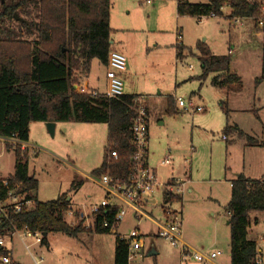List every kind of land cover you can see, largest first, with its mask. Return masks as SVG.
Listing matches in <instances>:
<instances>
[{"label": "rangeland", "instance_id": "1", "mask_svg": "<svg viewBox=\"0 0 264 264\" xmlns=\"http://www.w3.org/2000/svg\"><path fill=\"white\" fill-rule=\"evenodd\" d=\"M148 1L112 0L111 52H119L126 58V70L120 74L124 95L151 96L149 164L157 168L158 180L163 185L172 178L176 179L167 186L185 182L182 194L178 195L181 202L170 208L180 213L184 241L199 253L222 252L219 263L229 264L226 206L231 197L230 182L241 174L251 179L264 178V83L255 85L261 75L264 35L255 28L252 19L227 20L228 8L224 9L223 17L178 18L177 1L208 3L209 0ZM12 25L5 23L1 28H14ZM179 33L185 48L182 60H177ZM199 43L216 56L231 55V71L240 77L241 88L212 86L211 81L218 74L210 75L205 82L197 80L202 74ZM105 74V66L93 60L90 69L75 73L77 86L83 88L77 87L78 90L93 92L89 87L97 86L101 92H96H105ZM168 94L174 98L175 106V99L180 98L206 111L191 114L177 106L179 114L168 115L164 113ZM221 103H226L225 108ZM227 124L237 125L257 144L235 134L228 141L223 140ZM29 130V142L40 150L34 153L28 148V153L23 151L21 157L39 182L38 200L52 201L66 194L71 199L72 216L67 214L65 220L77 224L81 213L85 215V225L91 224L88 217L92 206L104 200L106 192L79 171L92 176L93 170L101 165L107 145V125L60 123L53 137L45 123H31ZM9 147L8 142L0 139V178L14 173L16 148ZM167 156L171 165L163 167L161 163ZM74 182L81 183L76 191L71 189ZM159 191L155 195L157 207L144 206L143 210L153 219L164 221V190ZM127 216V223L118 231L127 235L132 229L139 231L140 237L133 244L137 254L134 264H200L193 257L183 263L180 249L158 237L151 221L143 219L138 224L131 220V211ZM250 219L247 240L263 247L264 212H253ZM24 234L22 231L13 238L5 237L6 247L13 249L14 258L21 264H114L117 237L113 233L84 232L77 238L51 233L47 238L49 248L36 244L34 236L22 238ZM151 251L156 255L148 256Z\"/></svg>", "mask_w": 264, "mask_h": 264}, {"label": "trees", "instance_id": "2", "mask_svg": "<svg viewBox=\"0 0 264 264\" xmlns=\"http://www.w3.org/2000/svg\"><path fill=\"white\" fill-rule=\"evenodd\" d=\"M112 0H0V138L29 140L30 124L85 122L107 125V145L101 165L92 172L93 178L109 176L128 184L133 173L132 126L135 117V95L108 98L100 93L79 91L75 73L90 68L93 60L107 66L111 52ZM240 21L252 19L258 29L261 4L258 0H209L208 3L177 2L179 17H223ZM17 14L24 21L14 18ZM5 23L14 28L3 29ZM12 25V27H13ZM259 32H264L259 30ZM3 35H6L3 37ZM177 60H182L185 48L176 46ZM202 74L197 79L205 82L210 75L218 74L212 81L214 87H242L240 77L231 71V55L216 56L205 44L197 45ZM220 75H223L220 78ZM264 83V40L262 42L261 75L255 85ZM168 115H174V101L168 97ZM226 103H221L225 108ZM229 111H226L229 121ZM224 136L235 134L246 137L253 145L254 139L245 135L237 126L226 125ZM264 146V144H262ZM12 147V144L8 143ZM9 147V148H10ZM16 163L9 181L22 184V189L32 192L34 209L29 213L11 216L9 222H0V236H11L13 227H27L33 234L47 236L59 233L77 238L84 232L109 234L103 228L104 220L112 221L118 212L110 207L108 215L95 218V228L87 230L85 220L69 224L65 217L72 211L71 200L62 195L55 200L40 202L35 192L37 180L29 175L28 164L21 157L23 150L16 147ZM115 152L114 159L111 153ZM81 183H73L72 190ZM181 202V197L165 192L164 204ZM264 212V178L251 179L243 174L231 181V197L226 206L230 229L231 264H250L261 256L256 242L247 240L250 215ZM9 250L0 247V257H7ZM129 244L116 238L114 264H128ZM12 264H14L12 262Z\"/></svg>", "mask_w": 264, "mask_h": 264}, {"label": "built area", "instance_id": "3", "mask_svg": "<svg viewBox=\"0 0 264 264\" xmlns=\"http://www.w3.org/2000/svg\"><path fill=\"white\" fill-rule=\"evenodd\" d=\"M261 4V17L258 20L259 30L264 32V0H258ZM150 3V1H148ZM239 22V21H238ZM178 44H182V36L178 34ZM126 70V58L119 52H110L106 70V87L104 94L108 98H118L124 95L123 83L120 79V74ZM93 96L100 93L93 91ZM176 105L179 108L190 112L191 114L204 113V107L196 106L191 101L185 103L182 99H175ZM135 117L133 120L132 134L133 143L135 146V154L133 156V173L128 184H122L115 181L109 176L102 178H91V180L102 187L106 192V197L100 203L92 206L90 217L92 223L85 225L87 230L95 228V218L99 214L108 215L110 207L117 206L118 212L112 221L104 220L102 223L103 228H107L110 233L116 235L121 241L129 244V262L134 264L137 254L134 252L133 244L139 239V231L133 230L129 235L119 233L118 229L127 216L128 212L133 213V218L139 224L143 219H147L155 224L157 228V236L170 242L174 247L180 249L182 262H187L191 257L200 264H220L219 258L223 255L222 252L215 251L210 254L199 253L189 246L182 237V222L179 212L172 210H164L166 216L164 221H157L151 216L146 214L143 210L144 206L155 207L157 200L155 195L160 188H163L166 193L173 195H181L184 181H180L176 186H167L159 182L156 172L150 168L147 163V151L149 142V114L147 99L144 96L135 98ZM227 140L226 136H223ZM9 144L20 147L21 150L31 148L34 153L40 149L34 145L22 142L16 138L2 139ZM111 156L116 159L117 154L111 153ZM169 160H165L163 164L168 165ZM34 194L22 189V184L18 182L9 181L8 178H0V222H9L11 216L20 215L22 213H29L35 207V201L32 198ZM70 211L68 214L71 215ZM74 216H77L76 214ZM79 219L85 220V215L79 213ZM24 231L23 237H35V243L43 246V235L40 233L33 234L27 227L23 229H16L13 227L11 238L16 234ZM5 237L0 236V247L4 248ZM193 251V252H192ZM10 251L7 257H0L1 264H12ZM231 264V262L229 263ZM250 264H264V254L252 260Z\"/></svg>", "mask_w": 264, "mask_h": 264}, {"label": "crops", "instance_id": "4", "mask_svg": "<svg viewBox=\"0 0 264 264\" xmlns=\"http://www.w3.org/2000/svg\"><path fill=\"white\" fill-rule=\"evenodd\" d=\"M148 1V0H147ZM150 1V0H149ZM178 2V1H177ZM177 2H176V6H175V9H176V13H177ZM152 3V2H151ZM177 16H178V14H177ZM178 18H181V17H179L178 16ZM242 20H240V22H241ZM236 22V21H235ZM111 23H112V14H111V20H110V27H111ZM182 39H183V37H182ZM112 40V39H111ZM183 42V41H182ZM111 44H113V41H111ZM93 62V61H92ZM92 64V63H91ZM90 69V68H89ZM105 69L107 70V66H105ZM89 73V72H88ZM105 79H104V82H105V87H106V74H105V77H104ZM87 79V78H86ZM191 79H193V78H191ZM190 79V80H191ZM198 80V79H197ZM199 81V80H198ZM100 82V80H98V82L97 83H99ZM87 84V83H86ZM87 86L89 87V84H87ZM80 87V86H79ZM78 87V88H79ZM80 88H82V87H80ZM83 89V88H82ZM89 90H92V91H99V89H98V87L97 86H94V87H92V88H90L89 87ZM99 92H101V91H99ZM138 94V93H137ZM129 95H135V96H144L146 99H147V105H148V114H149V125H150V120H151V117H152V112H151V109H150V101H151V96H149V95H147V94H144V95H142V94H139V95H136V94H129ZM169 96H171V95H169L168 94V96H167V102H166V108H167V106H168V103H169V100H168V97ZM172 97V96H171ZM172 99H173V101H174V98L172 97ZM173 108H174V110H175V114L173 115V116H175V115H178L179 114V111L177 110V106H175V104H173ZM164 113H166V109H164ZM60 123H55V129L58 127V125H59ZM246 134V133H245ZM1 139V138H0ZM224 140V139H223ZM229 140V136H228V138H227V140H225V141H228ZM28 144H31L30 142H29V140H28V142H27ZM32 145V144H31ZM148 146H149V144H148ZM25 152L24 153H28V150H24ZM170 153V152H169ZM170 159V156H167L166 158H165V160H169ZM165 160L164 161H162V163H161V165L163 166V167H169L170 165H171V159L169 160L170 161V163L168 164V165H165V164H163L164 162H165ZM102 162V161H101ZM147 163H148V165L150 166V164H149V148H148V151H147ZM100 165V164H99ZM98 167H96V169H97ZM150 168H152L155 172H156V174L158 175V171H157V168H155V167H152V166H150ZM94 171V170H93ZM28 172H29V169H28ZM79 173H82V174H84L87 178H89L90 180H91V178H92V176H87L85 173H83L82 171H79ZM187 174V173H186ZM29 175L30 176H33V175H31L30 174V172H29ZM11 176V175H10ZM34 177V176H33ZM35 178V177H34ZM36 179V178H35ZM174 179H176V178H172L171 180H168V182L167 183H165V185L166 184H168L169 182H171L172 180H174ZM37 180V179H36ZM92 181V180H91ZM37 182H38V180H37ZM93 182V181H92ZM96 184V183H95ZM98 185V184H97ZM230 186H231V182H230ZM38 187H39V182H38ZM161 189H163V188H161ZM160 190V189H159ZM157 191V193H159V192H161V191ZM164 190V189H163ZM37 192V191H36ZM36 192H35V194H36ZM164 192V195H165V191H163ZM156 193V194H157ZM36 197H37V195H36ZM37 199H38V197H37ZM70 199V198H69ZM71 200V199H70ZM164 204V203H163ZM173 204V203H172ZM172 204H164V209L163 210H165V209H170L171 207H172ZM96 205V204H95ZM155 207H157V206H155ZM128 215V214H127ZM75 217H77V216H75ZM128 217V216H127ZM127 217H125V219H124V221L122 222V224H121V226L119 227V229L118 230H120V229H122L121 227L122 226H125V224L127 223V220H128V218ZM131 219V218H130ZM134 218L132 217V221H135V219L133 220ZM227 225H228V223H227ZM133 230H136V229H132L131 231H133ZM121 234H123V233H121ZM50 235V234H49ZM48 235V236H49ZM123 235H127V234H123ZM48 236H47V238H48ZM257 244V243H256ZM45 246L47 247V248H49V242H48V240H47V243L45 244ZM257 246H258V244H257ZM4 248L5 249H7V250H9L7 247H6V243H5V246H4ZM258 249H259V252H261V253H263L264 254V246L263 247H259L258 246ZM10 251V257H11V260H12V262L14 263V264H21L17 259H15L14 258V252H13V249L11 248V250H9Z\"/></svg>", "mask_w": 264, "mask_h": 264}, {"label": "water", "instance_id": "5", "mask_svg": "<svg viewBox=\"0 0 264 264\" xmlns=\"http://www.w3.org/2000/svg\"><path fill=\"white\" fill-rule=\"evenodd\" d=\"M14 18L19 21V22H23L24 20L22 18H20L17 14H14ZM46 128L48 130V132L51 134V136L53 137L54 136V133H55V123H46ZM239 177V176H237ZM228 225H229V222H228ZM156 255V252L154 251H151L148 256H154Z\"/></svg>", "mask_w": 264, "mask_h": 264}]
</instances>
